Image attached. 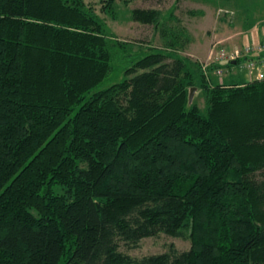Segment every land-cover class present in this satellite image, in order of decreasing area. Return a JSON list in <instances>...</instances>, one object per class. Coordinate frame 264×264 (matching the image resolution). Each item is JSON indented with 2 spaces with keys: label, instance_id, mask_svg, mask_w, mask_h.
Returning a JSON list of instances; mask_svg holds the SVG:
<instances>
[{
  "label": "trees",
  "instance_id": "16d2710c",
  "mask_svg": "<svg viewBox=\"0 0 264 264\" xmlns=\"http://www.w3.org/2000/svg\"><path fill=\"white\" fill-rule=\"evenodd\" d=\"M125 46L84 0H0V264H264V80L152 49L89 96ZM160 234L189 250H120Z\"/></svg>",
  "mask_w": 264,
  "mask_h": 264
},
{
  "label": "rangeland",
  "instance_id": "374dc122",
  "mask_svg": "<svg viewBox=\"0 0 264 264\" xmlns=\"http://www.w3.org/2000/svg\"><path fill=\"white\" fill-rule=\"evenodd\" d=\"M84 1L103 20L111 36L126 45L122 52L113 56L110 74L89 96L125 79V69L152 49L174 52L197 63L202 70L205 67L203 71L211 84L214 79H218L219 84L229 78L243 81L246 72L239 65L228 69L222 66L224 63L216 64L223 70L221 77L216 76L215 69L208 71L210 52L241 50L247 45L240 39L241 29L264 31V0H114L115 18L102 11L104 1ZM135 9L158 10V27L132 21L131 11ZM172 42H176L178 48L171 47ZM194 101L201 109L204 108L203 95L196 91L192 98ZM78 108L75 107L71 116ZM201 111L206 113L204 109ZM171 247L179 253L185 252L189 250L190 242L160 234L143 239L136 249L121 244L120 250L133 258H141L167 253Z\"/></svg>",
  "mask_w": 264,
  "mask_h": 264
},
{
  "label": "built area",
  "instance_id": "2783aa9c",
  "mask_svg": "<svg viewBox=\"0 0 264 264\" xmlns=\"http://www.w3.org/2000/svg\"><path fill=\"white\" fill-rule=\"evenodd\" d=\"M209 64H221L242 60L240 67H242L247 75L249 81L264 80V42L245 45L243 48L234 49L232 52L222 50L219 53L210 52L208 57ZM206 68L203 67V70ZM222 68L215 71L216 76H222Z\"/></svg>",
  "mask_w": 264,
  "mask_h": 264
},
{
  "label": "crops",
  "instance_id": "0c3cea01",
  "mask_svg": "<svg viewBox=\"0 0 264 264\" xmlns=\"http://www.w3.org/2000/svg\"><path fill=\"white\" fill-rule=\"evenodd\" d=\"M239 33H241V41L247 45L264 42V31H243L241 29Z\"/></svg>",
  "mask_w": 264,
  "mask_h": 264
},
{
  "label": "water",
  "instance_id": "95a60500",
  "mask_svg": "<svg viewBox=\"0 0 264 264\" xmlns=\"http://www.w3.org/2000/svg\"><path fill=\"white\" fill-rule=\"evenodd\" d=\"M232 63H234V62H232ZM194 92H195V88H192V89L189 91V96H188V103H189V104H191V102H192V98H193Z\"/></svg>",
  "mask_w": 264,
  "mask_h": 264
}]
</instances>
